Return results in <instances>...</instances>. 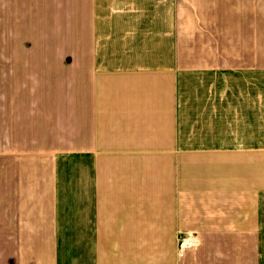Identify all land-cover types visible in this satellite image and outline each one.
Returning <instances> with one entry per match:
<instances>
[{
    "label": "crops",
    "instance_id": "obj_1",
    "mask_svg": "<svg viewBox=\"0 0 264 264\" xmlns=\"http://www.w3.org/2000/svg\"><path fill=\"white\" fill-rule=\"evenodd\" d=\"M264 0H0V264H264Z\"/></svg>",
    "mask_w": 264,
    "mask_h": 264
},
{
    "label": "rangeland",
    "instance_id": "obj_2",
    "mask_svg": "<svg viewBox=\"0 0 264 264\" xmlns=\"http://www.w3.org/2000/svg\"><path fill=\"white\" fill-rule=\"evenodd\" d=\"M262 89H261V131H264V75H261ZM262 143H264V138H262Z\"/></svg>",
    "mask_w": 264,
    "mask_h": 264
}]
</instances>
